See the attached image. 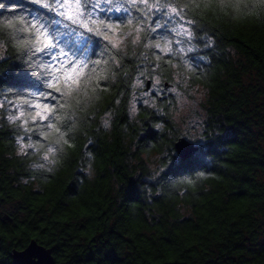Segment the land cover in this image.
<instances>
[{"label":"clouds","instance_id":"clouds-1","mask_svg":"<svg viewBox=\"0 0 264 264\" xmlns=\"http://www.w3.org/2000/svg\"><path fill=\"white\" fill-rule=\"evenodd\" d=\"M251 25L264 27V0H0V132L28 173L19 182L40 188L70 167L94 182L88 146L119 133L139 156L132 140L142 133L155 154L136 195L184 212L197 196L189 189L217 177L181 167L207 141L182 139L171 156L169 144L192 134L187 120L199 118L213 69L236 55L228 32Z\"/></svg>","mask_w":264,"mask_h":264},{"label":"trees","instance_id":"trees-1","mask_svg":"<svg viewBox=\"0 0 264 264\" xmlns=\"http://www.w3.org/2000/svg\"><path fill=\"white\" fill-rule=\"evenodd\" d=\"M227 39L236 55L217 62L201 131L186 136L207 143L200 158L181 163L217 177L203 182L207 191L189 189L197 196L188 198L184 212L166 197L152 196L149 204L137 196V173L155 153L142 133L132 140L139 156L119 133L88 146L98 160L94 182L70 167L67 178L60 173L40 188L25 186L19 180L28 173L6 155L10 134L4 130L0 264H13L12 250L32 239L52 250L55 264H264V27L233 28ZM180 137L170 142V156Z\"/></svg>","mask_w":264,"mask_h":264},{"label":"water","instance_id":"water-1","mask_svg":"<svg viewBox=\"0 0 264 264\" xmlns=\"http://www.w3.org/2000/svg\"><path fill=\"white\" fill-rule=\"evenodd\" d=\"M151 82H147V88H149ZM188 139L186 137H180L175 141L174 147L180 143V140ZM183 145H179L178 148L183 151ZM177 151V149H176ZM5 218H10L7 215ZM13 264H55V258L52 250L37 240L32 239L24 249H13L11 252Z\"/></svg>","mask_w":264,"mask_h":264},{"label":"rangeland","instance_id":"rangeland-1","mask_svg":"<svg viewBox=\"0 0 264 264\" xmlns=\"http://www.w3.org/2000/svg\"><path fill=\"white\" fill-rule=\"evenodd\" d=\"M151 87V85H150ZM149 87V88H150ZM145 88H146V84H145ZM148 89V88H147ZM204 103V102H203ZM202 103V104H203ZM202 104L200 105V108L202 109V111H197L196 112V116L199 117L196 121V123H191L190 120H187V122L191 125V129H192V134L190 135H193V136H196L200 131H201V127H202V122L204 120V117H205V111L203 109V106ZM176 121L180 122L182 120H186L185 117H183V114L182 113H177L176 114V117H175ZM197 125H200V128L197 127ZM182 137H186V136H182ZM187 138V137H186ZM155 153H151L149 155L146 156L147 160H148V163L151 162V157L154 155Z\"/></svg>","mask_w":264,"mask_h":264}]
</instances>
